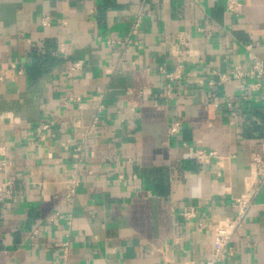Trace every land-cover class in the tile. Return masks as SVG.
<instances>
[{
    "label": "crops",
    "instance_id": "0c3cea01",
    "mask_svg": "<svg viewBox=\"0 0 264 264\" xmlns=\"http://www.w3.org/2000/svg\"><path fill=\"white\" fill-rule=\"evenodd\" d=\"M225 3L0 0V186L12 196L0 200V264H59L66 238L67 264H203L212 239L198 224L236 216L264 142L257 96L208 85L247 66L249 52L264 61V0H237L238 15ZM178 65L177 81L159 71ZM77 146L84 168L68 206ZM196 148L223 160L197 165ZM182 207L196 216L183 219ZM230 247L225 264H264V188Z\"/></svg>",
    "mask_w": 264,
    "mask_h": 264
},
{
    "label": "built area",
    "instance_id": "2783aa9c",
    "mask_svg": "<svg viewBox=\"0 0 264 264\" xmlns=\"http://www.w3.org/2000/svg\"><path fill=\"white\" fill-rule=\"evenodd\" d=\"M130 2L131 0H126ZM239 5L237 0H226L224 11L229 15H238ZM47 18L42 20V24L46 25ZM140 24V18H135L132 26V34L138 31ZM177 44L182 47L184 53L188 48V37L186 34H180L176 37ZM109 45H114L115 42L109 41ZM128 44L125 43L123 48H127ZM249 50V46L246 47ZM187 54V53H186ZM160 73L168 81H177L183 76V66H175L173 70H166L160 68ZM217 80L215 83L210 82L208 85L215 84L223 86L226 83L235 82L243 85L242 91L239 93V99L243 102L249 99L251 95H256L259 99V104L264 107V61L257 58L252 52L248 53L247 66H233L227 69L225 72L216 74ZM164 95L167 97L169 93V84ZM216 106V105H215ZM226 106L232 109L231 103L228 101ZM217 107V106H216ZM100 106L98 107V109ZM98 119L94 117L90 126L87 129L85 139L90 140L93 132L96 130ZM180 122L172 123L168 128V135L176 136L180 130ZM46 128V126H43ZM83 146H77L72 150L70 166L67 170V178L64 182V189L66 191L64 195V201L68 206L71 204V200L74 196L76 188L80 184V174L83 171L84 163L81 157V151ZM193 160L195 164L200 166H207L213 162H222L223 158L218 155L214 150H207L204 148H196L192 151ZM6 166L5 161L0 162V168ZM245 191L237 199H233V206L236 208V216L229 219H212L209 222H200L198 229L200 232L209 233L212 239V249L210 254L206 257L203 264H225L226 254L230 255L232 248L230 243L233 240L237 230L242 227L244 216L253 203L254 198L264 188V142L262 145L261 153H252L250 156V168L249 174L245 179ZM11 200V192L8 188V183L0 186V200ZM179 215L186 220L192 219L196 216V209L193 207H182V211ZM70 218V215H66ZM63 216L57 215V218H53L51 222H56L58 219H62ZM68 237V236H67ZM69 241L66 238L60 244V253L58 255L59 264H67V258L69 253Z\"/></svg>",
    "mask_w": 264,
    "mask_h": 264
}]
</instances>
